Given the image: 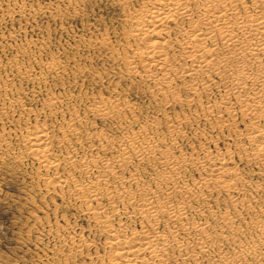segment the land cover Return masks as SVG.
<instances>
[{
    "label": "rangeland",
    "instance_id": "374dc122",
    "mask_svg": "<svg viewBox=\"0 0 264 264\" xmlns=\"http://www.w3.org/2000/svg\"><path fill=\"white\" fill-rule=\"evenodd\" d=\"M158 2L0 0V264H110L107 226L142 230L150 219L142 201L163 204L182 185L175 205L187 198L186 225L205 222L212 237L196 264H223L227 253L240 255L228 264H264V161L255 152L264 138L253 135L254 119L238 104L202 110L206 95L221 97L218 88L191 101L184 79L162 93L129 68L124 53L132 51L134 16ZM234 2L250 9L257 2L264 11V0ZM41 129L57 159L49 167L29 145ZM164 155L190 158L177 183L165 184ZM224 155L241 176L236 191L205 180L214 156ZM107 159L126 163L104 173ZM103 175L101 196L88 200L101 204L96 215L74 183ZM172 217L160 212L159 231L198 248L196 229ZM178 254L170 248L171 257Z\"/></svg>",
    "mask_w": 264,
    "mask_h": 264
},
{
    "label": "bare ground",
    "instance_id": "6f19581e",
    "mask_svg": "<svg viewBox=\"0 0 264 264\" xmlns=\"http://www.w3.org/2000/svg\"><path fill=\"white\" fill-rule=\"evenodd\" d=\"M253 5L250 9L246 3L234 0H160L155 5L141 7L129 30L130 38L134 39L132 51L124 53L131 65L129 68L132 72L142 71L147 79L159 86L162 93L171 90L174 83L177 89L178 79H184L193 97L191 101L202 93L206 95V92L211 93L218 88L216 91L221 97L211 101L206 95L207 107L201 109L210 114L217 109L221 111L223 106L238 104L242 108V116L251 120L253 118L252 125L256 123L253 135L264 138V11L263 5L257 2ZM29 145L45 167L57 164V159L49 154V132L42 129L34 132ZM133 147L137 149V146ZM255 152L264 161V140ZM162 158L160 164L162 175L166 176L165 184L169 185L171 181L177 183L182 164L190 158L173 155H164ZM93 163L99 165V160L95 159ZM125 163L115 165L107 159L104 168L108 170L103 171L116 173L117 168ZM82 164L86 170H92L88 161ZM210 168L205 178L208 184L215 182L228 191L238 189L241 176L228 157L214 156ZM103 171L98 172L102 174ZM103 176L80 182L71 177V181H75L76 191L82 193L89 202L91 212L96 215L103 211L101 204L92 206L88 200L99 194L101 196V180L108 181L106 175ZM69 177L56 179L64 183ZM184 188L182 185L176 192L169 191L163 204L156 203L154 199L143 200L145 207L141 211L150 219L149 225H145L142 230L127 233L115 225L107 226V230L111 231L110 243L113 246L110 264H171L173 261L181 264L187 258L193 259L194 264L198 263V253L207 250L212 237L205 233V222L186 225L183 212L187 198L182 196L181 204L175 205V195L178 196ZM187 195L191 197L189 193ZM160 212H169L175 220H183L182 226L186 228L194 227L197 233L191 237L199 243V247L192 249L177 234H173L170 239V234L161 233L157 228ZM259 225L264 231V224ZM179 230L178 227L175 229ZM170 248L179 254L171 257ZM229 255L227 253L224 256L223 264L233 262V258L240 260V255ZM235 264L246 263L242 261Z\"/></svg>",
    "mask_w": 264,
    "mask_h": 264
}]
</instances>
